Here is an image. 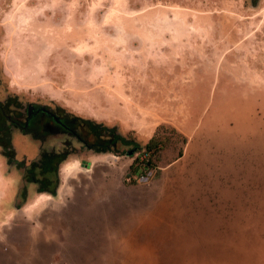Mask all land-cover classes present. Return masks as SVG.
Returning <instances> with one entry per match:
<instances>
[{"label":"rangeland","instance_id":"374dc122","mask_svg":"<svg viewBox=\"0 0 264 264\" xmlns=\"http://www.w3.org/2000/svg\"><path fill=\"white\" fill-rule=\"evenodd\" d=\"M0 102L160 145L127 183L122 146L8 126L17 160L68 157L55 195L0 181V264H264V0H0Z\"/></svg>","mask_w":264,"mask_h":264},{"label":"trees","instance_id":"16d2710c","mask_svg":"<svg viewBox=\"0 0 264 264\" xmlns=\"http://www.w3.org/2000/svg\"><path fill=\"white\" fill-rule=\"evenodd\" d=\"M251 1L252 3L257 2V0ZM0 104L2 105L1 102ZM78 121L79 122L73 124L74 130H76V132H80V137L85 140L87 136H83V132L86 131L87 135H91L89 136V140H86L87 143H98L102 146V148L97 150L100 152L117 153L119 151V147L122 146L124 149L120 151V153L125 154L127 149H134V152H136L137 150L143 148L152 149L158 145L156 135L147 140L140 137L135 138L136 135H134V141L132 142L131 138L127 136L128 132L122 130L118 123H114L113 126H107L108 124H103L102 122H97L93 119H85L81 117ZM8 126L10 125L7 124L2 112L0 111V132L4 130V134L1 133L0 136V146L3 149L2 155L6 158L7 163L14 165L22 171V177L25 183H35L37 185V192L55 195L59 185V166L68 157V144L66 143L63 145V149L52 148L47 150L45 148H41L37 156L31 159L27 164L25 161L17 160L15 158L12 144L10 142L11 136L7 134L8 132L6 130ZM20 194L25 196L23 192Z\"/></svg>","mask_w":264,"mask_h":264},{"label":"flooded vegetation","instance_id":"af4514ba","mask_svg":"<svg viewBox=\"0 0 264 264\" xmlns=\"http://www.w3.org/2000/svg\"><path fill=\"white\" fill-rule=\"evenodd\" d=\"M0 111L7 124L26 136H32L40 140L49 136L65 135L74 138L85 149L97 151L102 148L98 143H87L86 140H89L91 135H87L86 131L82 133L83 136H87L86 140L81 138V133L76 132L73 128V124L79 122L80 116L70 114L60 106L55 107L44 103L32 102L27 104L25 109H15L7 112L5 106L0 104Z\"/></svg>","mask_w":264,"mask_h":264},{"label":"built area","instance_id":"2783aa9c","mask_svg":"<svg viewBox=\"0 0 264 264\" xmlns=\"http://www.w3.org/2000/svg\"><path fill=\"white\" fill-rule=\"evenodd\" d=\"M160 145L158 144L152 149H140L130 155L129 167L134 171L127 172L125 174L124 180L127 183L137 182V183H149L155 172V165H151L153 156L156 154L157 149Z\"/></svg>","mask_w":264,"mask_h":264},{"label":"crops","instance_id":"0c3cea01","mask_svg":"<svg viewBox=\"0 0 264 264\" xmlns=\"http://www.w3.org/2000/svg\"><path fill=\"white\" fill-rule=\"evenodd\" d=\"M158 136L157 134H156V132L155 133H153V134H151L150 136H148V137H146L145 138V140H147V139H149L150 137H152V136ZM5 163H6V160H5ZM5 166H7V167H5L4 168V170H0V181H2V182H4V184H8V183H10L9 184V190L7 191V193H8V199L10 200V198H14V197H16L17 195H18V191H19V189H20V187L22 186V185H28V184H30V183H25V182H23V177H22V171L20 170V169H18L17 167H15V166H12V165H5ZM16 171H18L19 173H20V179H19V177H18V175H17V173H16ZM82 177H85L84 175H81V176H72L71 178H75V180L74 181H72V179H69L68 181L69 182H73V183H76V184H79V183H81V181H82ZM18 178V179H17ZM67 179V178H66ZM20 181L16 186L14 185V183L16 182V181ZM34 184V183H33ZM35 185V184H34ZM34 185H31L30 187H31V190H32V187H33V190L36 188ZM3 195L6 197V194L3 192ZM46 195V197L49 199L50 198V196L49 195H47V194H45ZM8 200V201H9Z\"/></svg>","mask_w":264,"mask_h":264},{"label":"water","instance_id":"95a60500","mask_svg":"<svg viewBox=\"0 0 264 264\" xmlns=\"http://www.w3.org/2000/svg\"><path fill=\"white\" fill-rule=\"evenodd\" d=\"M133 152H134V149H129V150L126 151V154L127 155H132Z\"/></svg>","mask_w":264,"mask_h":264}]
</instances>
